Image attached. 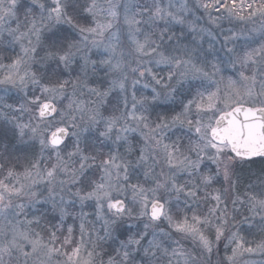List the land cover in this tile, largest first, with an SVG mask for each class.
I'll use <instances>...</instances> for the list:
<instances>
[{"label":"snow or ice","instance_id":"snow-or-ice-1","mask_svg":"<svg viewBox=\"0 0 264 264\" xmlns=\"http://www.w3.org/2000/svg\"><path fill=\"white\" fill-rule=\"evenodd\" d=\"M0 92V264H264V0H0Z\"/></svg>","mask_w":264,"mask_h":264},{"label":"trees","instance_id":"trees-1","mask_svg":"<svg viewBox=\"0 0 264 264\" xmlns=\"http://www.w3.org/2000/svg\"><path fill=\"white\" fill-rule=\"evenodd\" d=\"M252 167L251 171L256 172L258 171L261 167H264V159H256V162L250 166ZM254 169V170H253ZM243 191V189H241Z\"/></svg>","mask_w":264,"mask_h":264},{"label":"rangeland","instance_id":"rangeland-1","mask_svg":"<svg viewBox=\"0 0 264 264\" xmlns=\"http://www.w3.org/2000/svg\"><path fill=\"white\" fill-rule=\"evenodd\" d=\"M190 2H191V0H190ZM197 15H199V13H197ZM203 22V21H202ZM177 28L179 29V26H177ZM138 87H141V86H138ZM147 91H150V90H147ZM0 95H3V93L2 92H0ZM16 94L15 93H12V94H10V98L9 97H5V99H6V102H8V103H14L15 102V100H16ZM250 169H252V167L250 168ZM254 170V169H253ZM243 189V188H242Z\"/></svg>","mask_w":264,"mask_h":264},{"label":"water","instance_id":"water-1","mask_svg":"<svg viewBox=\"0 0 264 264\" xmlns=\"http://www.w3.org/2000/svg\"><path fill=\"white\" fill-rule=\"evenodd\" d=\"M258 159V158H257Z\"/></svg>","mask_w":264,"mask_h":264}]
</instances>
